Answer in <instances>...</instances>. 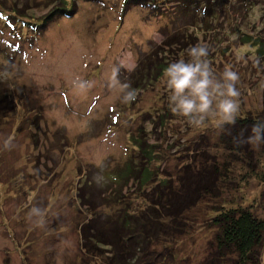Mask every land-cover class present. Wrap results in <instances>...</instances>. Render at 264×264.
Segmentation results:
<instances>
[{"label": "rangeland", "instance_id": "rangeland-1", "mask_svg": "<svg viewBox=\"0 0 264 264\" xmlns=\"http://www.w3.org/2000/svg\"><path fill=\"white\" fill-rule=\"evenodd\" d=\"M0 2L27 14L22 17L33 25V30L27 29L21 17L12 29L0 20V89L6 88L14 98L9 115L0 116V264H111L104 253L83 248L81 229L94 211L114 219L120 206L130 210L135 225L145 219L135 218L151 208L145 197L152 188L142 196L134 180L122 187L109 185L105 179L106 171L126 162L129 139L144 126L150 130L145 138L157 141L162 150L159 174L170 184L160 192L168 197L167 207L187 204L178 205L187 193L218 181L217 165L225 171L223 164L229 163L233 182L230 188L220 183L221 195L213 190L210 197L204 195L198 200L201 202L182 209L179 216L184 226L172 224L170 233L162 239L158 234L149 246L137 241L129 255L134 256L116 264H207L217 254L211 244L215 231L208 227L214 207L225 201H259L258 213L264 215L260 205L264 184L225 148L227 128L202 130L174 116L162 77L149 89L139 91L134 100H121L122 93L112 80L114 68H119V82L128 84L127 77L143 58L166 34L173 33L174 19L162 12L154 16L137 5L126 9L124 0ZM61 5L75 8L74 13L55 15L44 23V17ZM237 16L219 24L216 32L222 36H202L195 44L209 47L208 60L217 73L226 65L238 73L239 117H264V56L251 44L242 43L237 29L233 30L242 25ZM178 17L182 14L175 19ZM250 20L247 30L261 31L264 10L257 8ZM167 52L171 61L187 59V50L177 58L176 49ZM158 115L168 119L166 129L153 127ZM9 139L11 144L6 147ZM250 148L261 171L264 143L257 150ZM244 155L249 160L248 154ZM85 175L100 185L95 190L94 211L78 198L79 186L89 179ZM179 186L186 193L178 192ZM155 193L159 194V189ZM171 209H161L157 218L171 220ZM151 210L148 213L157 216ZM139 230L136 227L135 231ZM142 244L147 251L142 250Z\"/></svg>", "mask_w": 264, "mask_h": 264}, {"label": "trees", "instance_id": "trees-1", "mask_svg": "<svg viewBox=\"0 0 264 264\" xmlns=\"http://www.w3.org/2000/svg\"><path fill=\"white\" fill-rule=\"evenodd\" d=\"M1 1V0H0ZM64 1V0H63ZM179 4H174L175 1L171 2L169 0H124V8H129L130 5H137L140 8L147 9L149 13H165L166 16L174 19L175 29L173 33L166 34L161 44L157 45L152 49V53L143 58L142 62L136 66L134 71L127 77V82L130 84L131 89L135 90L137 94L139 91L144 89H149L150 85L162 77V70L167 66L169 62H172L170 55L167 51H173L176 49V54L174 57L177 58L180 52L188 50V47H192L196 40L200 37L205 39L208 36H216L219 34L216 32L219 28V24L223 21L231 20L232 16H237L241 19L240 24L236 31L238 32V37L242 43H248L255 47L256 52L260 56H264V28L261 31L254 30L251 32L247 30L251 25L250 17L256 15L257 8L264 10V0H178ZM6 6V2H0V20L4 21L7 26H12L17 23V20H21L22 15H27L21 13L16 7L6 9L2 7ZM169 9V10H168ZM75 8H67L64 6H55L54 9L49 12V15L44 17V23L52 20L56 16L62 15H72ZM19 13V14H18ZM174 13V15H173ZM178 13L182 14V17H175ZM30 16V15H28ZM32 17V16H30ZM23 23L27 29L33 30V25L31 22L24 17ZM184 19V20H183ZM179 24V22H181ZM29 26V27H28ZM35 26V25H34ZM38 27V25L36 26ZM252 27V26H251ZM235 32V31H234ZM256 32L257 34H255ZM22 33V32H20ZM35 35V34H31ZM217 39V38H216ZM190 44H193L190 46ZM11 47V45H9ZM12 49L17 51V48L12 46ZM174 58V59H175ZM1 90V89H0ZM6 88L0 91V116L6 117L8 112L14 108L13 99L10 98L9 93L6 92ZM152 121L153 127L157 130L158 126L168 127V119L164 115H158ZM257 120H264L262 116H243L237 119V123L233 125H224L227 128L229 136L223 141L225 148L233 153L234 157H238V161H244L253 172L256 178H260L264 184V163H260L261 171L257 168L259 162L254 160L252 156V150L249 143H247V138L252 135L251 126ZM149 127H141L138 129L137 134H132L129 142L130 147L126 150L129 153L126 157V162L122 166H114L110 171L105 172V179L108 178V183L110 185H121L122 187L131 180H134L135 186L139 188L140 194H148L147 188L151 187L152 190L149 191L148 197H145L147 201V207L151 204V208L144 211L142 214L136 215L135 219L144 216L145 219H139L136 222L133 217L129 216L130 210L126 209V206H120L116 217H101V214L95 213V190L100 187L95 181L91 180L88 175L81 176L85 182L79 186L78 198L82 202V205L94 211L91 213V217L88 218L81 229L83 238V248L85 250L91 251L96 250L103 255H106L108 261L111 264H116L118 261L126 260L132 258L134 255L129 256L134 247L137 248V241H142L148 246L154 237L161 233L160 239L165 237V234L170 233V228L173 225L184 226V222L179 216L180 211L184 209L185 211L192 206L196 205L198 200L204 195L210 197V193L217 192L221 195L219 190L221 185H227L230 188L232 181L231 171L232 168L229 167V163L225 162L223 164L225 171L219 168L218 171V181L210 182V186L206 189L205 186L201 185L199 190L191 191L192 193H187L183 196V200L178 203V205L183 204V206L167 207L165 195L160 192H164V187L170 184L168 179H162L161 173L159 174L160 164L162 162L159 155L161 153V148L157 141L149 142L146 137L150 136ZM154 131V129H153ZM264 134V133H262ZM237 138V139H236ZM223 140V138H222ZM249 147V148H248ZM244 154H248L249 160ZM241 159V160H240ZM223 176H225L223 178ZM227 177V178H226ZM221 183V185H220ZM105 185V184H104ZM189 187V184H187ZM164 186V187H163ZM95 187V188H94ZM102 187V186H101ZM104 187V186H103ZM190 188V187H189ZM187 188V189H189ZM159 189V194L155 193ZM180 193L183 190L179 186ZM103 197L107 195L103 194ZM101 197V198H103ZM151 197L152 200H151ZM114 198H112L113 200ZM126 201H128L125 198ZM262 202L260 200L261 209L264 210V193L262 196ZM131 201V199H130ZM159 202V203H157ZM201 202V201H199ZM198 202V203H199ZM224 203H228L226 205ZM219 207H214V212L209 217V228L215 231L212 246L215 248V254L213 258L207 262V264H260V256L264 254V215L258 213L259 201L256 203H245L244 201H225ZM123 205V203H121ZM153 211L157 212V216L153 213H148ZM169 210L173 213L172 221H165L158 216L163 213L162 210ZM139 224V225H138ZM136 227H140L138 232L135 231ZM160 228V232L158 229ZM126 233V234H124ZM157 233V235H156ZM155 235V236H154ZM177 234H173L175 237ZM137 236L139 238H137ZM147 243H146V242ZM154 241V240H153ZM139 248V247H138ZM116 250V253L114 251ZM142 250L147 251L143 244ZM141 250V251H142ZM162 254L159 253V258ZM147 257L152 256L150 253L146 254ZM158 257V255H157ZM156 260V258H155ZM134 261V260H133ZM132 261V262H133ZM155 262V261H154Z\"/></svg>", "mask_w": 264, "mask_h": 264}, {"label": "clouds", "instance_id": "clouds-1", "mask_svg": "<svg viewBox=\"0 0 264 264\" xmlns=\"http://www.w3.org/2000/svg\"><path fill=\"white\" fill-rule=\"evenodd\" d=\"M186 55L187 59L169 62L162 70L161 83L167 91L171 113L202 130L210 126L217 129L234 126L241 112L238 73L230 65L217 73L208 60L210 49L205 44L190 47ZM113 72L112 80L122 93V102L134 100L135 90H129L130 84H121L117 79L119 68H114ZM251 133L246 142L257 150L264 143V120L255 121ZM10 144L11 139L6 141V147ZM260 264H264V254L260 256Z\"/></svg>", "mask_w": 264, "mask_h": 264}]
</instances>
